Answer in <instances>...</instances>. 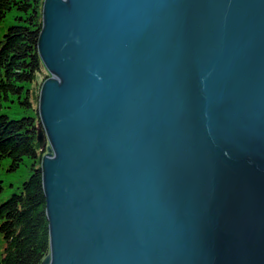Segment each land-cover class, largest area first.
<instances>
[{"label":"water","instance_id":"obj_1","mask_svg":"<svg viewBox=\"0 0 264 264\" xmlns=\"http://www.w3.org/2000/svg\"><path fill=\"white\" fill-rule=\"evenodd\" d=\"M40 264H264V0H43Z\"/></svg>","mask_w":264,"mask_h":264},{"label":"trees","instance_id":"obj_2","mask_svg":"<svg viewBox=\"0 0 264 264\" xmlns=\"http://www.w3.org/2000/svg\"><path fill=\"white\" fill-rule=\"evenodd\" d=\"M41 5L40 0H0V22L9 11L20 13L0 40V108L5 101L17 100L28 109L18 118L0 114V165L4 159L11 170L26 160L30 165L28 178L0 202V264H40L49 253L39 169L42 154L32 105L42 81L37 84L39 74L48 76L37 52Z\"/></svg>","mask_w":264,"mask_h":264},{"label":"rangeland","instance_id":"obj_3","mask_svg":"<svg viewBox=\"0 0 264 264\" xmlns=\"http://www.w3.org/2000/svg\"><path fill=\"white\" fill-rule=\"evenodd\" d=\"M41 2L43 0H40ZM42 6V5H41ZM41 13V11H40ZM20 14L18 11L12 10L9 11L3 21L0 22V40L3 37L4 32L7 30L8 26L11 24L17 23V18L16 16ZM46 70V69H45ZM44 74V72H43ZM47 75L49 76L48 72ZM47 76V77H48ZM46 77V78H47ZM45 76H42L39 74V77L37 79V84L40 82V80H44ZM38 88V86H37ZM38 95V92H37ZM37 98H33V103L35 108V113H36V118H37V123H36V136H37V126L39 124V119H38V113H37ZM28 109H25L24 106L20 105L17 100L15 102H3V107L0 108V114H6L10 116L11 118H18L22 116L23 111H27ZM37 139V138H36ZM40 150V147H39ZM41 152V150H40ZM46 153V149H44L41 154L44 155ZM42 157V156H41ZM9 161L7 159H4L2 162V165H0V185H3V189L0 190V202L7 198L14 190L15 187H20L21 183L26 180L30 174V165L29 162L26 160L25 163L20 164L19 167H17L14 170L9 169L8 167ZM41 163V159H40ZM40 166V164H39ZM1 242H0V250H1Z\"/></svg>","mask_w":264,"mask_h":264}]
</instances>
